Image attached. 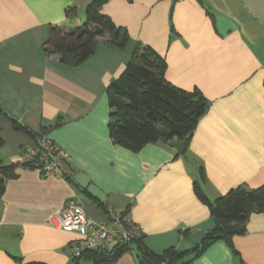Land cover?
<instances>
[{
  "label": "crops",
  "instance_id": "crops-1",
  "mask_svg": "<svg viewBox=\"0 0 264 264\" xmlns=\"http://www.w3.org/2000/svg\"><path fill=\"white\" fill-rule=\"evenodd\" d=\"M89 2L0 0V108L34 131L49 128L46 134L70 153L62 177L20 165L6 180L0 264H21L13 256L93 264L76 259L85 239L52 223L70 202L97 222L127 212L154 253L191 251L216 226L194 181L210 200L237 186H264V0H108L101 12L128 32L125 47L102 37L78 66L45 55L51 25L71 30L83 23ZM69 7L76 17H66ZM140 44L166 60L170 83L208 100L182 152L161 141L133 152L110 135L107 87ZM0 136V160L25 162L23 148L35 139L1 113ZM233 244L246 264H264V212L250 215ZM137 252L133 243L116 264H140ZM187 264L239 263L217 241Z\"/></svg>",
  "mask_w": 264,
  "mask_h": 264
},
{
  "label": "trees",
  "instance_id": "trees-1",
  "mask_svg": "<svg viewBox=\"0 0 264 264\" xmlns=\"http://www.w3.org/2000/svg\"><path fill=\"white\" fill-rule=\"evenodd\" d=\"M107 1L90 0L85 9L84 22L71 30L64 29L62 25H51L49 37L43 45L45 55H55L67 65L78 66L95 52L102 37L119 47H125L128 32L101 12V7ZM76 16L75 7L66 9L67 18ZM166 68V60L152 47L136 45L125 69L108 85V128L115 144L133 152L158 141L169 144L182 141L188 145L199 118L208 108V100L197 90L187 91L170 83L165 76ZM0 113L10 120L14 129L27 133L33 139L46 134L49 129L43 127L34 131L1 108ZM3 143L0 136V145ZM20 165L33 169L37 167L34 162L5 164L0 160V197L5 191L6 180L17 177L16 170ZM193 189L196 196L209 207L216 226L191 251L169 247L157 254L142 243L140 236L133 242L115 245L111 250L85 247L76 259L83 258L93 264H116L120 255L135 243L140 264H187L189 255L199 256L214 242L224 241L238 263L246 264L233 244V237L246 233L251 214L264 212V186H237L214 200L208 198L199 182L194 181ZM13 257L21 264H46L23 263L21 257Z\"/></svg>",
  "mask_w": 264,
  "mask_h": 264
},
{
  "label": "built area",
  "instance_id": "built-area-1",
  "mask_svg": "<svg viewBox=\"0 0 264 264\" xmlns=\"http://www.w3.org/2000/svg\"><path fill=\"white\" fill-rule=\"evenodd\" d=\"M69 158L70 153L48 134L37 136L34 143L24 146L22 151V159L34 162L36 169L46 176L62 177ZM108 215L109 222H97L81 204L70 202L54 214L52 223L56 228L79 233L86 247L91 249L130 243L141 236L140 227L129 214L110 212Z\"/></svg>",
  "mask_w": 264,
  "mask_h": 264
},
{
  "label": "water",
  "instance_id": "water-1",
  "mask_svg": "<svg viewBox=\"0 0 264 264\" xmlns=\"http://www.w3.org/2000/svg\"><path fill=\"white\" fill-rule=\"evenodd\" d=\"M171 145L178 151L182 152L185 148L186 145L182 141H174L171 143Z\"/></svg>",
  "mask_w": 264,
  "mask_h": 264
},
{
  "label": "rangeland",
  "instance_id": "rangeland-1",
  "mask_svg": "<svg viewBox=\"0 0 264 264\" xmlns=\"http://www.w3.org/2000/svg\"><path fill=\"white\" fill-rule=\"evenodd\" d=\"M83 13H84V15H85V10H84V12H83Z\"/></svg>",
  "mask_w": 264,
  "mask_h": 264
}]
</instances>
